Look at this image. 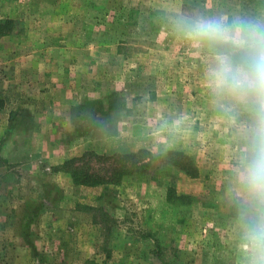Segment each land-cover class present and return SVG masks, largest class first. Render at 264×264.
<instances>
[{
	"label": "rangeland",
	"instance_id": "obj_1",
	"mask_svg": "<svg viewBox=\"0 0 264 264\" xmlns=\"http://www.w3.org/2000/svg\"><path fill=\"white\" fill-rule=\"evenodd\" d=\"M193 14L264 21V0H0L14 21L0 36V264H243L248 116L214 104L203 54L176 34ZM140 149L164 159L118 185L59 169Z\"/></svg>",
	"mask_w": 264,
	"mask_h": 264
},
{
	"label": "clouds",
	"instance_id": "obj_2",
	"mask_svg": "<svg viewBox=\"0 0 264 264\" xmlns=\"http://www.w3.org/2000/svg\"><path fill=\"white\" fill-rule=\"evenodd\" d=\"M174 29L203 54L205 83L214 104L233 116H248L234 192L243 264H264V21L179 15Z\"/></svg>",
	"mask_w": 264,
	"mask_h": 264
},
{
	"label": "trees",
	"instance_id": "obj_3",
	"mask_svg": "<svg viewBox=\"0 0 264 264\" xmlns=\"http://www.w3.org/2000/svg\"><path fill=\"white\" fill-rule=\"evenodd\" d=\"M14 21L5 19L0 21V36L10 33ZM3 108V101L0 100V109ZM167 164L172 165L184 172L191 178L199 176V169L194 159L188 154L171 150L167 153ZM164 159L162 156L156 157L146 149H140L131 153H116L113 155L98 154L86 151L78 157H73L63 163L59 168L70 175L75 185L101 186L118 185L125 177L134 175H144L150 169L152 162L157 159ZM94 162V166H92ZM172 188L169 189V200ZM182 198V197H179Z\"/></svg>",
	"mask_w": 264,
	"mask_h": 264
},
{
	"label": "crops",
	"instance_id": "obj_4",
	"mask_svg": "<svg viewBox=\"0 0 264 264\" xmlns=\"http://www.w3.org/2000/svg\"><path fill=\"white\" fill-rule=\"evenodd\" d=\"M28 152H29V150H28ZM15 155H16L17 158L20 157L19 154H18L17 152H15ZM15 155L12 154L11 157L14 159V162H19L20 160L17 159V158L15 157ZM27 156H28V155H27ZM27 156H25V159H29V157H27ZM9 159H11V158H9Z\"/></svg>",
	"mask_w": 264,
	"mask_h": 264
}]
</instances>
